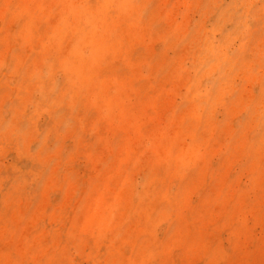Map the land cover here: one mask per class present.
<instances>
[{
  "label": "rangeland",
  "instance_id": "1",
  "mask_svg": "<svg viewBox=\"0 0 264 264\" xmlns=\"http://www.w3.org/2000/svg\"><path fill=\"white\" fill-rule=\"evenodd\" d=\"M0 264H264V0H0Z\"/></svg>",
  "mask_w": 264,
  "mask_h": 264
}]
</instances>
